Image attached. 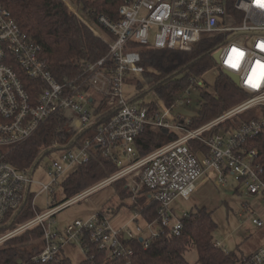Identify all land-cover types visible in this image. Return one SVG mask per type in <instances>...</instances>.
<instances>
[{
	"label": "built area",
	"instance_id": "1",
	"mask_svg": "<svg viewBox=\"0 0 264 264\" xmlns=\"http://www.w3.org/2000/svg\"><path fill=\"white\" fill-rule=\"evenodd\" d=\"M62 1L68 5L67 0ZM96 21L105 33L102 35L92 24L91 30L105 42L107 53L96 62L85 64L77 77L60 82L40 57V46L24 36L11 12L0 2V226L13 222L28 196H32L31 205L35 208L38 194L53 195L78 164L88 161L95 148H100L117 166L116 171L92 187L42 213L34 211V217L0 234V244L26 229L42 226L43 247L33 257L34 262L54 260L71 242H77L82 249L85 234L107 258L128 256L133 250L123 243L125 239L141 237L146 248L147 240L158 235L159 228L179 234L182 223L179 218L172 222V206L178 199L189 200L197 182L207 181L208 175H216L217 184L232 176L242 186L241 194L248 197L243 211L254 225L263 227L264 220L254 204L264 206V165L258 148L251 145L264 132V7L260 2L120 0L115 14H100ZM204 36L213 37L215 47L211 54L217 55L215 66L238 77L236 86L246 93L244 100L190 128L189 120L170 111L182 94L171 107L153 109L125 95L127 78L144 72L139 49L132 43L188 51ZM28 81L39 83L35 99L26 88ZM194 83L200 85L202 81ZM189 88L183 93H188ZM101 102L106 108L97 111ZM247 110L254 111L252 118L237 126L228 123ZM56 113H61L66 127H72L66 129L71 132L67 134L69 141L44 153L55 154L47 166L49 180L35 183L32 174L38 163L18 169L5 160L6 149L28 140ZM68 115L73 118L72 124ZM148 126L164 128L176 137L138 156L135 139ZM81 134V142L75 144ZM121 179L129 193V204L134 206L128 223L115 227L107 213L110 211L100 210L85 220H73L63 232L50 228L49 218L58 210ZM32 184L39 187L38 192L32 190ZM151 202L158 204V221L149 222L140 212ZM186 214L187 211L182 212ZM129 223L135 225L137 232L148 231V236L135 235L128 228ZM214 243L219 246V242ZM239 264H264V243L244 255Z\"/></svg>",
	"mask_w": 264,
	"mask_h": 264
},
{
	"label": "trees",
	"instance_id": "2",
	"mask_svg": "<svg viewBox=\"0 0 264 264\" xmlns=\"http://www.w3.org/2000/svg\"><path fill=\"white\" fill-rule=\"evenodd\" d=\"M73 1L102 31L104 29L97 23V16L100 14L112 16L120 3V0ZM0 2L11 12L24 36L40 46V57L53 77L60 82L77 77L85 64L96 62L108 51L105 42L95 35L91 27L74 14L62 0H0ZM103 32L105 33V30ZM132 45L139 49L140 64L144 67V72L143 81H137L135 94L129 97L130 100H137L146 91H152L166 106L171 107L186 89L197 86L194 83L195 79L209 70H217L211 54L215 47L212 36L202 37L188 51L156 49L135 43ZM217 71L211 84V91L197 86L200 93L199 112L189 120L190 128L200 126L247 96L221 70ZM28 82L26 88L35 99L39 93V83ZM142 104L154 108L150 102ZM105 108L104 102H101L97 106V111ZM249 111L234 116L228 123L237 126L242 120L252 118L254 111L252 110L251 116L248 114ZM65 126L66 120L61 113L52 115L28 140L6 149L5 160L18 169L32 167L50 148L59 147L69 141L65 130L63 131ZM83 136L84 134L79 135L74 143L81 142ZM175 137V133L168 132L164 128L148 126L136 137L135 152L138 156L147 154ZM251 145L258 148L264 165V132L256 137ZM116 169L114 160L107 157L100 148H95L91 151L88 161L78 164L61 182L62 200L108 177ZM114 190L120 200L129 198L123 179L114 182ZM31 201L30 195L23 208L13 218V222L5 225L6 228H11L16 223L35 215V212L29 209ZM124 203V206L133 209V205ZM55 205L52 204L50 208ZM122 206L123 204L120 203L119 207L112 208L111 213L114 215ZM157 208L158 204L151 202L143 206L140 212L147 221H158ZM179 219L182 228L178 235L171 234L167 228H159L158 235L147 240L146 248L143 247L139 237L125 239L123 243L132 248L133 253L117 259L107 258L105 252L98 249L96 243L91 242L88 234H85L82 244L84 258L78 263H73L63 249L50 262H34L33 257L43 247L42 230L40 226H36L21 235L7 239L0 245V264H190L185 252L192 247L197 252L199 264L241 262L244 255L238 248L225 251L215 245L213 233L217 229V223L212 217V211L205 206L190 209ZM38 238H41L38 246L30 245Z\"/></svg>",
	"mask_w": 264,
	"mask_h": 264
},
{
	"label": "rangeland",
	"instance_id": "3",
	"mask_svg": "<svg viewBox=\"0 0 264 264\" xmlns=\"http://www.w3.org/2000/svg\"><path fill=\"white\" fill-rule=\"evenodd\" d=\"M67 2L68 5L65 2L64 3L84 23H86L90 27L92 24L102 35L104 34L103 31L97 25H95L90 21L89 17L81 10L79 5H77L73 0H67ZM217 70L214 71L209 70L207 73L198 77V79H195L202 81L200 85L197 84L196 85L198 87H203L206 90L211 91L212 90L211 84L213 83V79H215L218 73ZM142 74L141 76H132L127 78L126 80L127 82L124 86L125 95L127 97L134 96L136 91L135 86L137 81L138 80L143 81ZM197 86L196 87L191 86L189 88L188 93H182L181 100H179V102L174 104L170 109L172 115L180 116L184 120L188 121L192 117L198 114L200 93ZM187 99L189 100V103H186ZM135 102L136 103L150 102L152 104L151 106L154 107H159L161 105L166 106L165 103L162 100H160L158 96L152 91H146L144 95L138 97L137 100H135ZM248 114L249 116H251L253 114V111L250 110ZM66 117L69 120L70 124H72L73 121L72 116L68 115ZM69 127L72 128L71 126ZM69 127L66 126L64 127L66 135L71 133L70 131H67ZM54 155H55L54 153H48V154H44L41 158H39L38 164L35 166L34 172L32 174V178L34 182L35 181L43 182V183L48 182L49 177L47 175V166L53 159ZM200 180L197 182V184L200 182ZM216 180H217L216 175H208V180L206 182L201 183L199 188L193 193V196H191L189 200H182V199L176 200L175 203L173 204L175 205L176 209L174 210L175 214L173 216L172 222H174L176 218H180L182 216V208L185 211H189L190 209H194L196 207L205 206L208 210L212 211V217L214 221L217 223V229L213 233L214 241L219 242V246L222 247L225 251L235 250L236 247L239 246L240 252L243 255H248L254 249L262 245V243H264V226L257 227L256 225H254L251 221L250 215L247 212L243 211L242 205L246 200H248V197H246L244 193L241 194V190L243 188L242 186L237 184L236 180H234L232 176H226L223 180V183L220 184H217ZM96 183L91 184L90 186H88L87 188L81 191H84L92 187ZM31 188L32 190H34V192H38L39 187L37 185L32 184ZM236 188L239 189L238 190L239 192L236 190ZM53 197L55 198L54 203L52 202ZM62 199H63V192L61 186V188H59L58 190L56 189L54 191L53 195H49L44 192L38 194L35 197V202H34L35 208H33L32 205L28 207L30 210L35 211L36 213H42L45 210L50 209V206L52 204L57 205L59 201L62 202L66 200V198L64 200ZM124 202H126V204H129L130 203L129 198L127 197L124 200H120L119 196L114 190V182H112L92 192L86 197L58 210L54 215H52L49 218L50 228L57 229L63 232L65 226L71 223L73 220L75 219L85 220L100 210L110 211L107 213L109 214V216L111 215L110 218L111 224L115 227H121L120 225L126 222L132 215V210L127 206H124L125 205ZM120 203L123 204V206L120 207L113 215L111 213V209L116 208L117 206L119 207ZM256 209L258 214L264 216V206L262 204L256 206ZM24 221L26 220H23L20 223H16L11 228L15 227L16 225L24 223ZM127 226L137 236L140 235L146 238L149 234V232L144 229L141 230L140 232H137L134 227L135 225L132 223H129ZM32 228H34V226ZM40 228L42 230V226H40ZM8 229L10 228H6V226L5 228H0V234H2ZM29 229L17 233L12 237L21 235L23 232ZM40 242H41V238H38L35 239L30 245L38 246ZM3 243L4 242H2L1 244ZM64 253L71 259L73 263H78L80 260L84 258V252L77 242H73V243L71 242L69 244H65ZM185 257L190 264H199L197 262V252L193 247L185 252Z\"/></svg>",
	"mask_w": 264,
	"mask_h": 264
},
{
	"label": "water",
	"instance_id": "4",
	"mask_svg": "<svg viewBox=\"0 0 264 264\" xmlns=\"http://www.w3.org/2000/svg\"><path fill=\"white\" fill-rule=\"evenodd\" d=\"M213 59L216 60L217 59V55L213 54L212 55ZM222 73L227 76L235 85L238 84V77L234 74H232L231 72L227 71V70H221ZM140 240L142 239L141 237L139 238Z\"/></svg>",
	"mask_w": 264,
	"mask_h": 264
},
{
	"label": "crops",
	"instance_id": "5",
	"mask_svg": "<svg viewBox=\"0 0 264 264\" xmlns=\"http://www.w3.org/2000/svg\"><path fill=\"white\" fill-rule=\"evenodd\" d=\"M203 182H206V180L201 179L200 182H199L198 185H197V189L199 188V186H200L201 183H203ZM197 189H196V190H197ZM237 191H238V190H237ZM238 192H239V191H238ZM192 196H193V195H192ZM258 205H259V204H254L255 211L257 210V209H256V206H258ZM175 209H176V208H175V205H173V206H172V211L174 212ZM183 211H185V210L182 208V212H183ZM256 212H257V211H256ZM174 214H175V212H174ZM259 216L264 220V216H261L260 214H259ZM130 217H131V216H130ZM129 219H130V218H129ZM129 219H128L126 222L122 223L120 226H123L124 224L128 223ZM262 244H263V243H262ZM260 246H261V245H260ZM260 246H259V247H260ZM259 247H257V248H259ZM236 248H238V249L240 250V247H239V246H237ZM257 248H256V249H257ZM256 249H254V250H256ZM254 250H253V251H254ZM250 253H251V252H250Z\"/></svg>",
	"mask_w": 264,
	"mask_h": 264
},
{
	"label": "snow or ice",
	"instance_id": "6",
	"mask_svg": "<svg viewBox=\"0 0 264 264\" xmlns=\"http://www.w3.org/2000/svg\"><path fill=\"white\" fill-rule=\"evenodd\" d=\"M258 2H260V6L264 7V0H258ZM236 65L233 64V67H235ZM253 87H256V84L252 85Z\"/></svg>",
	"mask_w": 264,
	"mask_h": 264
}]
</instances>
